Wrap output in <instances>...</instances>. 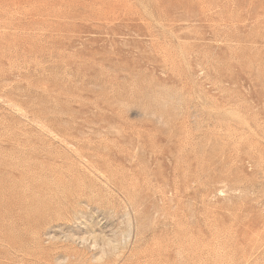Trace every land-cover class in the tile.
<instances>
[{
	"label": "rangeland",
	"instance_id": "1",
	"mask_svg": "<svg viewBox=\"0 0 264 264\" xmlns=\"http://www.w3.org/2000/svg\"><path fill=\"white\" fill-rule=\"evenodd\" d=\"M0 264H264V0H0Z\"/></svg>",
	"mask_w": 264,
	"mask_h": 264
}]
</instances>
